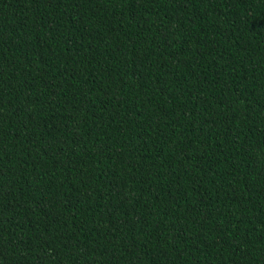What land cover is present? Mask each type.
Listing matches in <instances>:
<instances>
[{
  "label": "trees",
  "instance_id": "obj_1",
  "mask_svg": "<svg viewBox=\"0 0 264 264\" xmlns=\"http://www.w3.org/2000/svg\"><path fill=\"white\" fill-rule=\"evenodd\" d=\"M0 264H264V0H0Z\"/></svg>",
  "mask_w": 264,
  "mask_h": 264
}]
</instances>
